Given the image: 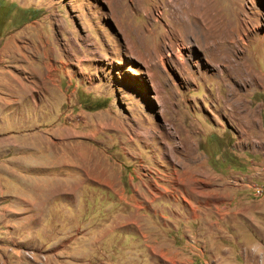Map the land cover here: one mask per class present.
<instances>
[{
  "label": "rangeland",
  "instance_id": "rangeland-1",
  "mask_svg": "<svg viewBox=\"0 0 264 264\" xmlns=\"http://www.w3.org/2000/svg\"><path fill=\"white\" fill-rule=\"evenodd\" d=\"M0 264H264V0H0Z\"/></svg>",
  "mask_w": 264,
  "mask_h": 264
},
{
  "label": "bare ground",
  "instance_id": "bare-ground-1",
  "mask_svg": "<svg viewBox=\"0 0 264 264\" xmlns=\"http://www.w3.org/2000/svg\"><path fill=\"white\" fill-rule=\"evenodd\" d=\"M162 134V133H161Z\"/></svg>",
  "mask_w": 264,
  "mask_h": 264
}]
</instances>
